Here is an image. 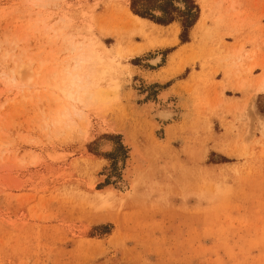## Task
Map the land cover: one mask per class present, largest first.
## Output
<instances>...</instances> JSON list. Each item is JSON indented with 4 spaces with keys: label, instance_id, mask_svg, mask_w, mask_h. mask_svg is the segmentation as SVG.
<instances>
[{
    "label": "rangeland",
    "instance_id": "1",
    "mask_svg": "<svg viewBox=\"0 0 264 264\" xmlns=\"http://www.w3.org/2000/svg\"><path fill=\"white\" fill-rule=\"evenodd\" d=\"M130 4L0 0V264H264V0Z\"/></svg>",
    "mask_w": 264,
    "mask_h": 264
},
{
    "label": "bare ground",
    "instance_id": "2",
    "mask_svg": "<svg viewBox=\"0 0 264 264\" xmlns=\"http://www.w3.org/2000/svg\"><path fill=\"white\" fill-rule=\"evenodd\" d=\"M128 15L133 20V22L141 23V24H148L147 20L142 19L139 16L133 15L131 12H129ZM173 31H175V33H174V36H175V34L177 33V30H173ZM77 58L78 59L74 60V63L72 65L71 69H65V74H64V77H63L62 80L63 81H64V79L67 80L66 83H64V84L55 83V84L49 85V87L52 90V91L50 90V92L52 93L51 95L53 96V99L57 100L59 98H64L65 100L69 101L67 99V94L70 93V94L76 95L78 97V101H79L78 92H79V90H80V88L82 86L81 82H82V79H83V75H82L81 72H79V69H80V65H81L83 60H82L80 55H78ZM160 59H161V57L159 55H155L152 58H150L148 62L150 64H152V65H156V64L159 63ZM249 70H250V68H248L247 71H249ZM257 90L258 91L264 90V77L260 81V83L257 84ZM161 95L163 97L165 96L163 93ZM165 97H164V100H165ZM150 105H151V103H150ZM60 106L61 105H59L58 108H62ZM152 111H154L152 116L155 118L154 124H153L155 126H159L160 124H162L161 126H163L164 125L163 123L165 121L169 120L176 112V111L174 112L169 107H167V108H158V109L152 110ZM63 112H65V113L67 112V109L65 107H63ZM181 113H184V115H185V112L181 111ZM178 114H180V113L178 112ZM182 115L183 114H181V117H182ZM58 119H59V117H58ZM156 119H159V120H156ZM163 128H164V126H163ZM157 129H158V127H157ZM100 146H101V150L102 151H110L112 143L110 141H104V142L101 143ZM118 166L120 167V164H118ZM125 185H126L125 183H122V186H123L124 189H125Z\"/></svg>",
    "mask_w": 264,
    "mask_h": 264
},
{
    "label": "trees",
    "instance_id": "3",
    "mask_svg": "<svg viewBox=\"0 0 264 264\" xmlns=\"http://www.w3.org/2000/svg\"><path fill=\"white\" fill-rule=\"evenodd\" d=\"M157 0H131L130 10L134 15L148 18L159 24H168L178 17H181L180 22L182 25V32L180 34L181 41L187 40L186 32L190 28L195 20L198 8L193 5L192 8L195 12L192 14L190 9L186 11H179L177 8L173 7L172 0H161V2H156ZM158 8L161 11V16L156 17L150 13V8ZM177 14V16L175 15Z\"/></svg>",
    "mask_w": 264,
    "mask_h": 264
},
{
    "label": "clouds",
    "instance_id": "4",
    "mask_svg": "<svg viewBox=\"0 0 264 264\" xmlns=\"http://www.w3.org/2000/svg\"><path fill=\"white\" fill-rule=\"evenodd\" d=\"M67 99L71 102V103H78V97L74 94H67Z\"/></svg>",
    "mask_w": 264,
    "mask_h": 264
},
{
    "label": "crops",
    "instance_id": "5",
    "mask_svg": "<svg viewBox=\"0 0 264 264\" xmlns=\"http://www.w3.org/2000/svg\"><path fill=\"white\" fill-rule=\"evenodd\" d=\"M136 16H137V15H136ZM140 18H142V17H140ZM142 19H144V18H142ZM202 19H203V18H202ZM202 19H201V20H202ZM145 20H147V19H145ZM147 22H148V23H151V22L148 21V20H147ZM172 23H174V22H172ZM172 23H171V24H172ZM151 24H153L154 26H156L154 23H151ZM171 24H169V25H171ZM169 25H168V26H169ZM174 30H177V32H178V29H177V28L174 29ZM176 35H177V33H176L175 36H174V41H173V42L176 41ZM173 42H172V43H173ZM186 44H188V43H183L182 45H186Z\"/></svg>",
    "mask_w": 264,
    "mask_h": 264
}]
</instances>
